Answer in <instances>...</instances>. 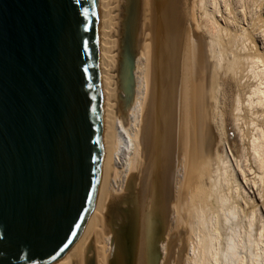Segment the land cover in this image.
<instances>
[{"label": "bare ground", "instance_id": "bare-ground-1", "mask_svg": "<svg viewBox=\"0 0 264 264\" xmlns=\"http://www.w3.org/2000/svg\"><path fill=\"white\" fill-rule=\"evenodd\" d=\"M101 7L100 192L54 264H264V0Z\"/></svg>", "mask_w": 264, "mask_h": 264}, {"label": "water", "instance_id": "water-1", "mask_svg": "<svg viewBox=\"0 0 264 264\" xmlns=\"http://www.w3.org/2000/svg\"><path fill=\"white\" fill-rule=\"evenodd\" d=\"M101 22V0H0V264L61 260L97 202Z\"/></svg>", "mask_w": 264, "mask_h": 264}]
</instances>
